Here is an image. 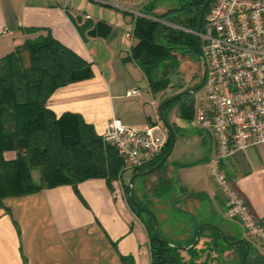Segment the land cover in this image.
Masks as SVG:
<instances>
[{
  "label": "crops",
  "instance_id": "crops-1",
  "mask_svg": "<svg viewBox=\"0 0 264 264\" xmlns=\"http://www.w3.org/2000/svg\"><path fill=\"white\" fill-rule=\"evenodd\" d=\"M152 1L157 0H0V59L25 40L50 33L89 62L93 76L56 89L47 107L58 117L81 115L102 137L111 118L145 130L161 122L164 97L151 93L144 73L128 57L136 42L135 20ZM166 10L156 5L154 13ZM196 111L186 101L167 110L174 147L164 168L143 184L150 187L147 202L159 208L165 231L173 228L186 240L204 223L218 226L230 240H247L239 222L223 216L224 197L208 173L214 136L198 126ZM220 168L264 225V145L236 152ZM32 174L38 180L39 170ZM125 179L123 173L111 184L94 178L5 199L0 205V264H122V256H131L134 264H151L150 239L128 205Z\"/></svg>",
  "mask_w": 264,
  "mask_h": 264
},
{
  "label": "trees",
  "instance_id": "trees-1",
  "mask_svg": "<svg viewBox=\"0 0 264 264\" xmlns=\"http://www.w3.org/2000/svg\"><path fill=\"white\" fill-rule=\"evenodd\" d=\"M176 1V7L160 15L154 13L157 1L142 9L143 15L135 20L133 37L136 42L128 57L144 73L151 93L162 95L163 101L175 95H168L167 91L173 86L172 74L180 66L178 54L200 62L193 32L206 0ZM27 31L35 33L40 30ZM92 76L91 64L50 33L25 40L0 59V205L7 198L22 197L60 185H76L94 178L111 184L122 178L125 166L121 157L97 134L93 125L76 113H64L58 117L47 107V101L56 89ZM189 94L164 106L161 115L167 120V110L181 101H186L191 109L193 98L187 99ZM170 144L168 135L157 158L132 170V176L156 165L168 152ZM11 152L15 154L14 158H6ZM36 169L40 174L37 181L32 174ZM131 192L137 205L158 217L151 202L140 199L133 185H125L128 205L144 222L150 239L151 264H213L226 251L235 248L225 244L217 232L205 228L200 231V240L206 239L204 247L188 250L189 259H185L179 249L155 239L152 218L138 209L130 198ZM162 239L173 245L189 246L195 235L187 243ZM239 246L241 250L230 264H241L244 246ZM121 261L122 264H134L131 256H122ZM246 264H264V259L256 251L251 253L250 246Z\"/></svg>",
  "mask_w": 264,
  "mask_h": 264
},
{
  "label": "built area",
  "instance_id": "built-area-1",
  "mask_svg": "<svg viewBox=\"0 0 264 264\" xmlns=\"http://www.w3.org/2000/svg\"><path fill=\"white\" fill-rule=\"evenodd\" d=\"M201 38L206 78L196 122L215 140L208 173L224 197V218L239 222L264 259V225L220 168L221 161L236 152L264 145V0H212ZM168 135L161 122L139 130L111 118L103 139L117 150L125 169L132 171L156 159Z\"/></svg>",
  "mask_w": 264,
  "mask_h": 264
},
{
  "label": "rangeland",
  "instance_id": "rangeland-1",
  "mask_svg": "<svg viewBox=\"0 0 264 264\" xmlns=\"http://www.w3.org/2000/svg\"><path fill=\"white\" fill-rule=\"evenodd\" d=\"M157 5L159 7H163L165 9L169 10V9H172L173 7L177 6V1L176 0H157ZM203 46H204V41L201 38V47H203ZM178 59L180 62V66H179L178 71L176 73L172 74V76H171L173 86L170 87L169 90L167 91L168 95L177 94V93L185 91L188 88L198 86L200 84L202 76H203V68H202L201 61L197 62L188 56H182L179 54H178ZM204 94H205V88L203 86L200 89H198L195 93H191L187 96V99L193 98V104L195 105V110L203 103ZM161 170L158 169V170H156L150 174H147L143 177L135 178V181L133 184L134 189H135L136 193H138L139 198L146 195V198H144V202H147V199L151 196V194H150L149 185L146 184L143 187V184L149 183V178L152 176V174H155L156 172H160ZM130 172L131 171L129 169H126L124 171L125 178H127L125 180L126 181L128 180V182L132 178V175L128 176ZM139 185H141V188L139 187ZM140 199H142V198H140ZM154 204L152 205L153 211L155 213L160 214V211H158L159 208ZM158 222L160 224V221H158ZM163 222L160 224V235L162 238L179 240L182 243H187L191 239L190 238V239L186 240L184 238H181L180 234H179L180 232L177 230H173V228H171L169 231H165L163 229V226L165 227L166 225ZM237 228H238V230L240 229L239 227H237ZM182 239H183V241H182ZM227 239L230 240L231 239L230 236H228ZM247 241L249 242V244L251 246V253H253L255 251L259 252V249L256 248L252 242H250L248 239H247ZM204 242L201 239L196 247L197 248L202 247L203 246L202 244ZM238 246H235V248L228 250V252H225L223 254V256L219 257L218 261H216L213 264H230L232 259L233 258L235 259L237 257V254L241 250V247L240 246L238 247ZM180 251H181V255L185 259H189V255H188L187 251H182V250H180ZM214 256L215 255H213V257ZM231 264H233V263H231Z\"/></svg>",
  "mask_w": 264,
  "mask_h": 264
},
{
  "label": "water",
  "instance_id": "water-1",
  "mask_svg": "<svg viewBox=\"0 0 264 264\" xmlns=\"http://www.w3.org/2000/svg\"><path fill=\"white\" fill-rule=\"evenodd\" d=\"M211 1L212 0H206L203 3V5L201 6V9H200V12H199L197 26H196L195 31L193 32L194 35H195L197 54H198V57H199V59L201 61L202 68H203V76H202L201 82H200V84L198 86H195V87H192V88H188L187 90H185L183 92H180V93H177V94L173 95L172 97H170V98L164 100L163 102H161V104L159 105L160 120H161V123L164 125V127L168 130V133H169L170 138H171V144H170L169 150L156 165L146 169L144 172H140V173L134 174L132 176V178L130 179V181H129V186L130 187L133 185V181H134L135 178L143 177V176H145L147 174H150V173L160 169L164 165V163L167 161V159H168V157H169V155H170V153H171V151H172V149L174 147V142H175L174 130L170 126L168 121L161 115L162 114V109L164 108V106H166L167 104H169V103L175 101L176 99L180 98L182 95H186V94H189V93H195L198 89L203 87V85L205 83L206 65H205L204 55H203L202 47H201V30H202V25H203V21H204L205 12H206L207 7L209 6V3ZM130 198L134 202V200H133V192L130 193ZM134 204L138 207L139 210H141L142 212L148 214L152 218L153 225H154V229H153L154 237L160 243H163V244H165L167 246L175 247V248H177L179 250H182V251H188L190 249L195 248L198 245L199 240H200V231L202 229H205V228H210V229L214 230L215 232H217L219 234V236L221 237V240L225 244H227L229 246L243 245L244 246V253H243V256H242V259H241V264H246V261H247V258H248L249 252H250V244H249V242L247 240H245V239H237V240L230 241V240L227 239L226 235L224 234V232L222 231L221 228H219L216 225L210 224V223H204V224L199 225L196 228V230H195V240H194V242L191 245H189V246L173 245L170 242H168L166 240H163L159 236V223H158V220H157L156 216L150 210L137 205L135 202H134Z\"/></svg>",
  "mask_w": 264,
  "mask_h": 264
}]
</instances>
